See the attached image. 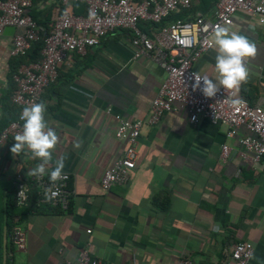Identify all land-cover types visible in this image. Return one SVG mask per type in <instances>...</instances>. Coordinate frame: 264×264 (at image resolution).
<instances>
[{
    "label": "crops",
    "instance_id": "obj_1",
    "mask_svg": "<svg viewBox=\"0 0 264 264\" xmlns=\"http://www.w3.org/2000/svg\"><path fill=\"white\" fill-rule=\"evenodd\" d=\"M32 1L29 13L49 29L57 7L82 13L72 11L74 1ZM215 6L195 12L209 16ZM256 19L239 12L225 27L258 46L256 57L246 58L249 79L236 96L264 108V24L255 26ZM130 38L131 31L117 29L85 55L75 53L45 88L40 100L47 105L45 119L60 138L49 170L63 157V172L72 174L75 192L67 209L16 203L22 207L12 231L4 221L0 235V264H73L85 247L93 258L111 264H173L183 256L195 264H222L238 241L253 243L252 264H264V157L253 162L240 155V137L250 131L242 126L229 136L227 124L206 118L192 122L180 102L149 124L166 72L147 57L135 59ZM12 40L13 35L0 34V131L19 111L11 99ZM216 55L214 44L194 63L214 81ZM117 114L146 123L128 182L107 191L103 175L127 146L116 137ZM14 142L0 147L5 194L18 173L30 180L28 171L39 163L27 150L11 153ZM224 144L231 147L226 160Z\"/></svg>",
    "mask_w": 264,
    "mask_h": 264
},
{
    "label": "built area",
    "instance_id": "obj_2",
    "mask_svg": "<svg viewBox=\"0 0 264 264\" xmlns=\"http://www.w3.org/2000/svg\"><path fill=\"white\" fill-rule=\"evenodd\" d=\"M84 2L88 6L86 14H74L57 7L53 14L51 29L38 22L29 13L32 0H0V34L6 26H16L13 35L11 55H25L32 43L44 34L45 44L42 56L36 61L22 63L13 74L15 88L11 99L20 109L18 117L0 131V147L14 139L22 131L20 114L25 106L40 102L45 88L55 82L62 64L70 65L74 54L85 55L89 47H95L117 29L131 31L130 46L135 59L147 57L159 64L166 77L151 103V116L147 121L156 124L163 115L172 111L176 102L185 104L190 111V119L197 122L206 118L214 124L229 126L228 135L236 136L245 126L249 135L240 137V155L253 162L264 157V108L253 105L246 98L238 107H230L226 98L234 90L221 88L213 98H206L197 89L193 91L194 63L214 46L213 29L216 25L234 24L239 12L256 16V24H264V0H219L210 15L196 12L192 19L178 18L168 25L152 30L140 27L141 21L160 23L173 12L191 7L193 0H63ZM234 98H239L235 96ZM111 108L108 109L111 112ZM118 127L116 137L127 144L123 155L107 169L101 184L105 190L115 185H124L138 160V146L141 131L146 123L143 119H127L116 115ZM231 147L224 144L222 156L228 159ZM72 174L63 172L60 180L53 183L48 175L30 177V181L20 172L16 175L15 202L27 205L30 201L31 184L35 185L39 196L52 206L69 207L74 187H70ZM31 183V184H30ZM55 194V195H54ZM91 230H89L90 232ZM254 245L250 241H238L222 264H252ZM73 264H111L91 256L88 247L82 249ZM173 264H195L190 257H180Z\"/></svg>",
    "mask_w": 264,
    "mask_h": 264
},
{
    "label": "clouds",
    "instance_id": "obj_3",
    "mask_svg": "<svg viewBox=\"0 0 264 264\" xmlns=\"http://www.w3.org/2000/svg\"><path fill=\"white\" fill-rule=\"evenodd\" d=\"M213 38L217 51L215 56L217 79L214 81L208 75L193 73L192 89L193 91L198 89L206 98L215 97L221 88L234 90L233 94L226 98V102L230 107L241 106L244 101L234 97L239 92L240 86L249 79L246 58L254 59L258 54V46L247 35L219 24L213 29ZM46 111L47 105L44 101L23 108L19 117L23 121L22 131L15 135V142L10 151L14 155H19L25 150L30 152L31 158L39 160V163L30 169L27 175L39 178L47 174L50 181L55 183L61 179L65 163L63 157L58 158L54 167L49 170V165L53 161V152L60 138L48 125L45 119ZM79 146V143L74 145L76 148Z\"/></svg>",
    "mask_w": 264,
    "mask_h": 264
},
{
    "label": "trees",
    "instance_id": "obj_4",
    "mask_svg": "<svg viewBox=\"0 0 264 264\" xmlns=\"http://www.w3.org/2000/svg\"><path fill=\"white\" fill-rule=\"evenodd\" d=\"M218 1L219 0H193L190 8L182 9L179 12H173L169 16L164 17L160 23H154L150 21H141L140 27L144 30H152V29H156V28L158 29L165 25H168L169 23H171L172 21L178 18L192 19L194 14L196 13L195 12L196 10L201 9L203 11H208ZM73 8H74V10H72L73 12H77V9L75 10V8L81 9V12H82L81 14H86L88 12V6L84 2L74 1ZM45 25L47 29L46 31L49 33L50 29L47 27V24ZM47 34H44L41 37V39L33 42L27 54L13 56L11 60V71H10L12 78H13V74L17 71V69L22 63H29V62L36 61L41 58L42 50L45 44V37ZM19 113H20V109L17 115H19ZM28 181L30 180L28 179ZM70 187L73 188V180L70 182ZM15 190H16L15 185L13 186V188H9V191L7 194L3 193L4 192L3 190H0V235L2 234V230L4 228L5 222L7 224V228H8L7 230H9V232L12 231L11 228L13 227V224H14V221H13L14 217L18 215L19 212L21 211L20 207L22 206H18L15 202ZM30 194L31 196H30L29 204L33 206L36 205L35 206L36 210H41L43 207H46L43 205H48L49 208L54 209V210L59 209L58 207H54L51 204H49L43 197L41 198L38 194V190L36 186L33 184H31ZM38 203L40 204L38 205ZM23 207H26V206L23 205Z\"/></svg>",
    "mask_w": 264,
    "mask_h": 264
},
{
    "label": "water",
    "instance_id": "obj_5",
    "mask_svg": "<svg viewBox=\"0 0 264 264\" xmlns=\"http://www.w3.org/2000/svg\"><path fill=\"white\" fill-rule=\"evenodd\" d=\"M16 26L14 25H8L5 27L3 33L6 34V35H14L15 32H16Z\"/></svg>",
    "mask_w": 264,
    "mask_h": 264
}]
</instances>
